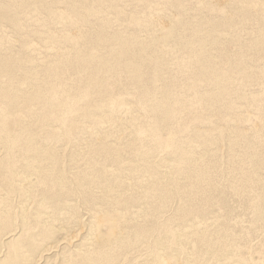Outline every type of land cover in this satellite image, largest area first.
I'll use <instances>...</instances> for the list:
<instances>
[{
    "label": "rangeland",
    "instance_id": "1",
    "mask_svg": "<svg viewBox=\"0 0 264 264\" xmlns=\"http://www.w3.org/2000/svg\"><path fill=\"white\" fill-rule=\"evenodd\" d=\"M213 1L0 0V55L14 56L0 92L22 101L7 116L0 99V264L264 262V13L254 12L264 0H224L223 13L210 9ZM97 32L104 41L84 39ZM156 35L166 47L149 41ZM78 58L93 61L97 84H79ZM234 60L243 76L223 80L225 109L203 100L221 88L194 90L201 62H219L225 72ZM66 67L69 75L60 72ZM45 83L43 101L27 99ZM166 106L163 127L154 117ZM169 129L180 141L166 146ZM150 130L159 136L150 139ZM235 134L241 147L231 150ZM43 152L50 158L37 157ZM192 161L208 164L212 183L199 184L208 195L202 190L192 200L200 209L184 216L174 184L191 180L173 169ZM120 216L124 229L114 232ZM96 235L101 246L93 245Z\"/></svg>",
    "mask_w": 264,
    "mask_h": 264
},
{
    "label": "bare ground",
    "instance_id": "2",
    "mask_svg": "<svg viewBox=\"0 0 264 264\" xmlns=\"http://www.w3.org/2000/svg\"><path fill=\"white\" fill-rule=\"evenodd\" d=\"M248 1V0H247ZM199 2V1H198ZM197 2V3H198ZM214 2V4L212 5V7L210 8V9H212L214 6H216L215 7V10L219 7V9H218V11L219 12H221V13H223V9H224V6L226 5V3L224 2V0H215V1H213ZM69 4V3H68ZM148 6V5H147ZM204 6H208V5H204ZM150 7V6H149ZM210 7V6H209ZM51 8V7H50ZM50 8H48V12H50V14L49 15H51V14H54L53 12H52V10L50 9ZM208 8V7H207ZM214 9V8H213ZM155 11V10H154ZM159 11V10H158ZM254 12L255 13H264V3L263 4H261L260 6H258L256 9H254ZM97 14V13H96ZM53 16V15H52ZM97 16H98V14H97ZM158 17V15H156L155 17L153 16V17H151V18H154V19H156ZM98 18H100V17H98ZM51 19H53V17L51 18ZM97 19V18H96ZM57 20L59 21V23L60 22H65L66 24H69L70 26H72V27H77V23L75 22V21H73L71 18H69V17H66V16H63V15H59V17H57ZM99 20V19H98ZM157 20V19H156ZM103 21H105V20H103ZM103 21H102V24H103ZM147 20L146 19H142L140 22H141V24L142 23H144V22H146ZM101 22V21H100ZM64 23V24H65ZM107 23V22H106ZM105 23V25H107ZM61 24H63V23H61ZM140 24V25H141ZM87 25V24H86ZM104 25V24H103ZM142 25H144V24H142ZM186 25V24H185ZM180 26H182V20H178L176 23H175V25L173 26V29L174 30H176L178 27H180ZM64 27H67V25L66 26H64ZM91 28V27H90ZM89 28V29H90ZM96 30V29H95ZM103 31V30H102ZM89 33V32H88ZM92 33V32H91ZM105 33V32H104ZM104 33H102V32H100V33H95L93 36H89V35H85V37H84V39L85 40H87V39H94V40H105V36H107L106 34H104ZM4 36V35H3ZM137 37H135L134 39H136ZM150 40L149 41H152L153 42V44H155V46H158V47H160L161 46V48H162V46L164 47H166V39H161V38H159L157 35L155 36V37H153V36H150ZM65 40H67V41H71L72 39L70 38V37H66L65 38ZM137 40V39H136ZM31 45H35V44H31ZM150 45V44H149ZM32 47V46H31ZM35 49H32V48H29L28 47V49H31V51L32 50H34V51H32V52H35V50L38 48L37 46V48L35 47V46H33ZM151 47V46H150ZM153 47V46H152ZM157 47V48H158ZM164 50V49H163ZM167 50V49H166ZM29 51V50H28ZM79 50H76V52H78ZM159 51V50H158ZM30 52V51H29ZM38 52V51H37ZM162 52V51H161ZM57 53V52H56ZM150 54V53H149ZM33 55V54H32ZM159 55V54H158ZM54 56H56V57H61L62 56V54L61 53H57L56 55H54ZM117 56H120V54L119 55H117ZM10 57V56H9ZM153 57V56H152ZM10 58H14V56L13 57H10ZM10 58H7V57H2L1 55H0V76H2V77H9V78H11L12 77V75H13V73H12V70H11V67L9 68V66H12V65H9L10 63H12V59H10ZM78 59H80L79 60V66L80 67H78L74 72H73V74H80L81 75V81H79V84H81L82 82L83 83H87V84H89V85H95V84H97V78H95V77H93L94 75V73H90L89 71H91V70H93V69H95L94 67H93V61L91 60L90 61V63H89V66H87V63H86V61H84L82 58H78ZM154 59H155V61L156 62H158V58L157 57H154ZM162 59V58H161ZM220 64L221 63H219V62H213V64H205V63H203V62H201V64H200V66L198 67V69H199V71H198V73H197V75H199V76H202V78L201 79H198L197 81H192V85H193V87H194V90L195 89H200V88H202L204 85L206 86L208 83V85H210V83H211V85H212V83H214V84H217V85H220V91H218V93H216V94H211V93H209V95H205V96H202L201 98L203 99V100H207V101H216V102H218L219 104H220V108H222V109H225L224 107L226 106V103L225 102H228V101H226L225 100V97H227V91H226V86H224V83H223V80H225L226 79V75L229 73V80H231L232 78H233V75H235V76H243V74H242V70H241V68H239V66H240V61H237V60H234L233 62H229V61H226V63H224L226 66H228L230 69H231V71H229L228 69L227 70H225V72H223V71H220V69H219V66H220ZM98 68H96V70H97ZM189 71H190V73H192V74H194V72H195V69H193L192 67H190L189 68ZM50 72H52V71H50ZM60 72H64V74H67V75H69V71H68V68L66 67L65 68V70H61ZM125 71L124 70H122V74L124 73ZM84 75H86V78L84 79L83 78V76ZM237 79V78H236ZM89 80V81H88ZM131 80H132V78H131ZM226 80H228V79H226ZM88 81V82H87ZM81 82V83H80ZM82 83V84H83ZM54 84V83H53ZM204 84V85H203ZM40 85V84H39ZM38 85V87L36 88V89H34L31 93H29V95H28V97H27V99H29V100H31V99H38V100H44L45 99V95L46 94H48V92H49V90L51 89V87L49 86L50 85V83H45L44 85H43V87H42V89L41 88H39L40 86ZM46 85V86H45ZM45 86V87H44ZM48 87V89H47V93L45 92V89ZM54 87V86H53ZM52 87V88H53ZM215 87V86H214ZM198 92V91H197ZM102 95V94H101ZM108 96V95H107ZM229 96V95H228ZM14 97L15 96H13V95H11L10 93H1L0 92V99H2V100H4V101H6L7 102V105H8V107H7V111H6V114H7V116L9 115V116H15V115H17V113L16 112H18V107H17V105L18 104H22V101L20 102H17V100H15L14 99ZM76 97V96H75ZM102 97H103V95H102ZM106 97V96H105ZM16 99H18L17 97H15ZM71 98V97H70ZM228 98V97H227ZM74 99V98H73ZM106 99V98H105ZM107 99L109 100L110 98H108L107 97ZM106 99V100H107ZM26 102V101H25ZM27 103H29V102H27ZM27 107H29L28 106V104H26V103H24ZM30 104H33V103H30ZM85 105V104H84ZM101 106V105H100ZM99 107V106H98ZM97 107V108H98ZM99 108H101V107H99ZM31 109V108H30ZM170 110H171V106H166V107H163L157 114H156V116L154 117V123H156V124H158V125H161V126H163V127H165V126H167L168 127V125H167V122H168V117H167V114H168V112H170ZM39 116V115H38ZM17 117V116H16ZM104 119V118H103ZM106 119V118H105ZM13 120V119H12ZM98 120V119H97ZM95 121V120H94ZM102 121V120H101ZM99 122V121H98ZM103 122V121H102ZM258 124H256V126H257ZM110 126V130L111 129H113V131H115V132H117V133H119V132H121V133H119V134H124V131H121V129H119L117 126H113V125H109ZM129 126H131V125H129ZM254 127V126H253ZM28 127H26V129H27ZM131 128V127H130ZM132 129V128H131ZM170 131H168V138L166 139V146H171L173 143L175 144V143H179V141H180V139L178 138L179 137V135L176 133L177 131L176 130H173V129H169ZM23 132H24V129L22 130ZM156 130H150L149 131V134H150V139H156V137L157 136H159V132L157 131V133L155 132ZM167 131V130H166ZM253 131V133H256L257 131H254V130H252ZM32 132V131H31ZM88 132V131H87ZM252 133V134H253ZM167 134V133H166ZM218 135H221V134H218ZM193 136H197L200 140H203V141H205V140H207L206 138H207V135H206V137L202 134H199L198 132H196V131H194L193 132ZM241 136H242V138H243V145H249V140L247 139V137L249 138L251 135L248 133L247 134V136L246 135H244V134H241ZM196 137V138H197ZM197 138V139H198ZM211 138V137H210ZM235 138H239L240 140V142L237 140V139H235ZM235 142H231L230 143V145L228 144V147H230V148H232L231 150H233L234 148H240L241 147V138H240V136L238 135V134H235ZM56 139V138H55ZM208 140H210L209 138H208ZM136 141V140H135ZM96 143V142H95ZM28 149H30V147H27ZM96 149H99V151H101V152H104V153H109V154H112V150L111 149H106V148H96ZM184 145L183 144H181L180 146H179V148H177L176 149V151H175V153H177L178 154V156H180V155H183L182 153H185L184 152ZM50 154L49 153H37V157L38 158H40L41 159V157L42 158H50ZM110 156V155H109ZM180 158V157H179ZM113 159H117V158H113ZM192 160V159H191ZM214 160V159H213ZM160 163L161 162H163L162 160H160L159 161ZM177 162H179V161H177ZM193 163L190 165V167L189 166H187V167H181L179 164L181 163H178L177 165H176V167L173 169L174 170V173L175 172H177V173H180V174H183V176L185 177V179L186 178H188V179H190L191 180V183H190V185H188V186H185V187H183L182 185H177V184H174L173 186H174V192H175V194L177 195V196H179V198L181 197V198H183L184 200H185V202H186V205H185V208L181 211V213L180 214H184V216L185 215H191L193 212H194V209H200V208H195V206H194V202L192 201L193 199H196V197H198V196H200V195H202L201 193H203L204 192V189H200V187H199V184H202V186H203V184L205 183V184H208V185H210V183H212L211 182V177H210V170H209V167H207L208 166V164L206 165V164H202L201 162H197V161H192ZM199 163H201V165L199 164ZM175 165V164H174ZM238 164H236V166H237ZM231 166V165H230ZM232 167V166H231ZM232 168H234V167H232ZM235 169V171H236V168H234ZM239 169V168H238ZM255 170V169H254ZM255 172H256V170H255ZM62 174V173H61ZM251 174H252V172H251ZM77 175V174H76ZM252 176V175H251ZM79 177L80 178H86L87 177V174H80L79 175ZM254 177V176H253ZM255 178V177H254ZM241 181V180H240ZM213 185V184H212ZM202 186H201V188H202ZM259 186V185H258ZM263 185L262 184H260V187L261 188H264V186L262 187ZM213 187V186H212ZM209 188V187H208ZM259 188V187H258ZM260 189V188H259ZM202 190H203V192H202ZM263 190V189H262ZM205 191H206V189H205ZM205 193L206 192H204L203 194L205 195ZM208 193V192H207ZM206 193V195H208ZM263 193V192H262ZM211 194V193H210ZM205 195V196H206ZM155 197V199L157 200V199H159L158 198V193H157V191H156V193H155V195H154ZM264 196V195H263ZM201 197V196H200ZM207 197V196H206ZM204 198V197H203ZM154 199V200H155ZM201 199V198H200ZM149 200H151V198L149 199ZM153 200V201H154ZM155 202V201H154ZM203 204H204V206H206V204L207 203H209V199L207 198V199H205V200H203V201H201ZM261 203V202H260ZM152 204V203H151ZM160 204H161V201H160ZM199 204V203H198ZM210 204V203H209ZM149 205V204H148ZM156 205V204H155ZM151 206V205H150ZM163 206V205H162ZM210 206V205H209ZM262 206V205H261ZM158 207V206H157ZM154 208H156V206L154 207ZM158 209V208H157ZM160 210H161V208H160ZM201 212V211H200ZM194 215V214H193ZM257 215H258V213H257ZM97 217H98V215H97ZM264 217V216H263ZM120 218V221L119 222H115V224H113L112 225V231H114V232H118V231H120V230H123L124 229V226H125V219H124V217L123 216H120L119 217ZM99 219V218H98ZM97 219V221H99ZM101 221V220H100ZM99 221V222H100ZM109 223H111L110 221H108ZM67 240V239H66ZM73 240V238H70L69 237V239H68V242H73L72 241ZM205 241V240H204ZM67 242V241H66ZM205 244H206V247L207 246H210V243L207 241H205ZM93 245H95V246H101V244H100V239L97 237V235L95 236V238L93 239ZM211 247H212V245H211ZM208 249V248H207ZM209 250V249H208ZM262 264H264V262H262V261H260Z\"/></svg>",
    "mask_w": 264,
    "mask_h": 264
}]
</instances>
